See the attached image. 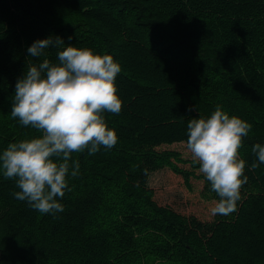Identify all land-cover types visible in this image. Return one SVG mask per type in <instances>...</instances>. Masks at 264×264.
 I'll list each match as a JSON object with an SVG mask.
<instances>
[{
	"label": "trees",
	"instance_id": "1",
	"mask_svg": "<svg viewBox=\"0 0 264 264\" xmlns=\"http://www.w3.org/2000/svg\"><path fill=\"white\" fill-rule=\"evenodd\" d=\"M50 34L121 65V110L103 113L118 141L72 154L80 173L55 214L15 198L16 178L0 174V264H264V163L252 167L251 151L264 142V0H0V151L41 135L11 116V98L45 58L27 47ZM46 56L57 62L56 49ZM217 105L252 125L227 215L211 214L219 198L199 163L163 148L185 144L188 121ZM171 176L203 179L201 199Z\"/></svg>",
	"mask_w": 264,
	"mask_h": 264
},
{
	"label": "clouds",
	"instance_id": "2",
	"mask_svg": "<svg viewBox=\"0 0 264 264\" xmlns=\"http://www.w3.org/2000/svg\"><path fill=\"white\" fill-rule=\"evenodd\" d=\"M49 48L57 50V62L47 58ZM27 52L45 58L16 80L11 116L41 135L10 142L0 151V174L16 178L15 198L41 213L55 214L63 211L60 198L70 190L69 177L80 173V161L72 154L87 150L91 155L118 141L103 113L121 110L115 85L121 65L111 54L65 44L51 34L34 40ZM251 128L220 105L207 117L187 123L186 148L219 198L210 209L212 215H227L236 208L245 166L238 149ZM251 151L258 161L252 167L264 163V142L254 143Z\"/></svg>",
	"mask_w": 264,
	"mask_h": 264
},
{
	"label": "rangeland",
	"instance_id": "3",
	"mask_svg": "<svg viewBox=\"0 0 264 264\" xmlns=\"http://www.w3.org/2000/svg\"><path fill=\"white\" fill-rule=\"evenodd\" d=\"M163 148H168L170 150H175L181 153L183 158L187 159H195L191 152L186 148V145L184 143H179V144H172L168 147L163 146ZM196 160V159H195ZM198 175H201L205 177V175L199 170ZM170 186L169 187H174V186H181L185 197L191 198V199H201L199 197L200 193L202 192L201 189L203 187V179H198V180H191L190 181V186L185 185L182 180H180L178 177L171 176L169 179ZM186 187H185V186ZM188 187V188H187ZM193 197V198H192ZM214 206V202H211ZM150 264H168L167 262H153Z\"/></svg>",
	"mask_w": 264,
	"mask_h": 264
}]
</instances>
